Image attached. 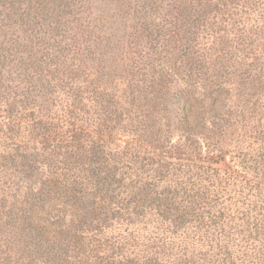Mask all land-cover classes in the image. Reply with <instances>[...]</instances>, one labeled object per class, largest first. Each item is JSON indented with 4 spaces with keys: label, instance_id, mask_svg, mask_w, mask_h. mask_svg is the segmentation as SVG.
Here are the masks:
<instances>
[{
    "label": "trees",
    "instance_id": "trees-1",
    "mask_svg": "<svg viewBox=\"0 0 264 264\" xmlns=\"http://www.w3.org/2000/svg\"><path fill=\"white\" fill-rule=\"evenodd\" d=\"M0 264H264V0H0Z\"/></svg>",
    "mask_w": 264,
    "mask_h": 264
}]
</instances>
